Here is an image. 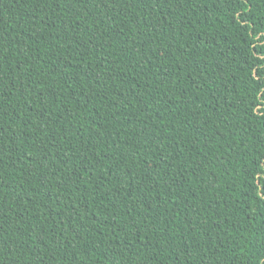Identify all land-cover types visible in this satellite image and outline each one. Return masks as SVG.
Returning <instances> with one entry per match:
<instances>
[{
	"label": "trees",
	"instance_id": "trees-1",
	"mask_svg": "<svg viewBox=\"0 0 264 264\" xmlns=\"http://www.w3.org/2000/svg\"><path fill=\"white\" fill-rule=\"evenodd\" d=\"M0 264H264V0H0Z\"/></svg>",
	"mask_w": 264,
	"mask_h": 264
}]
</instances>
